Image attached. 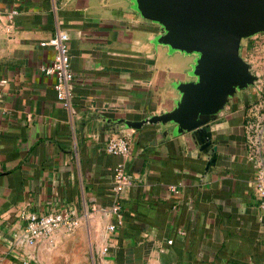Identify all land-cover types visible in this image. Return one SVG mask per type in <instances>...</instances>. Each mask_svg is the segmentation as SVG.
I'll use <instances>...</instances> for the list:
<instances>
[{
	"label": "crops",
	"instance_id": "1",
	"mask_svg": "<svg viewBox=\"0 0 264 264\" xmlns=\"http://www.w3.org/2000/svg\"><path fill=\"white\" fill-rule=\"evenodd\" d=\"M60 29L72 107L41 68L55 56L41 41ZM161 31L138 0H0V264H41L44 247L65 244L92 250L95 264H264V37L242 39L259 77L214 113L207 169L211 154L173 122L132 125L172 109L197 62ZM114 135L129 139L127 158L105 150ZM121 160L131 180L111 231ZM63 208L74 228L25 241L21 209Z\"/></svg>",
	"mask_w": 264,
	"mask_h": 264
},
{
	"label": "water",
	"instance_id": "2",
	"mask_svg": "<svg viewBox=\"0 0 264 264\" xmlns=\"http://www.w3.org/2000/svg\"><path fill=\"white\" fill-rule=\"evenodd\" d=\"M142 15L158 22L160 40L198 54L188 78L177 84L169 111L132 122H173L172 131L187 132L200 149H215V112L238 89L259 77L241 55L243 38L264 31V0H138ZM207 33L208 37H200ZM207 169L216 162L210 153Z\"/></svg>",
	"mask_w": 264,
	"mask_h": 264
},
{
	"label": "built area",
	"instance_id": "3",
	"mask_svg": "<svg viewBox=\"0 0 264 264\" xmlns=\"http://www.w3.org/2000/svg\"><path fill=\"white\" fill-rule=\"evenodd\" d=\"M16 11L14 10V12ZM69 39L68 30L60 29L51 38L41 41V45H52L55 49L54 58L50 62L44 63L41 68L47 75L55 77V88L61 102L68 107H72V97L74 96L72 81L75 72L72 68ZM105 150L127 158L130 154V141L124 135L111 136L106 142ZM130 180V175L125 171L124 161H119L114 170V202L111 211L116 218L108 224V229L111 231H115L123 221V190ZM173 189L177 190L174 186ZM73 213L69 208L55 209L46 213L21 209L19 215L26 222L22 234L25 241L33 244L40 236L50 234L62 225L68 229L74 228L78 224V219L74 217ZM172 241V239L169 240V242ZM29 263V259H23V264Z\"/></svg>",
	"mask_w": 264,
	"mask_h": 264
},
{
	"label": "rangeland",
	"instance_id": "4",
	"mask_svg": "<svg viewBox=\"0 0 264 264\" xmlns=\"http://www.w3.org/2000/svg\"><path fill=\"white\" fill-rule=\"evenodd\" d=\"M200 37H208V35L204 33ZM256 37H264V33L260 32ZM65 245V247H44L41 264H73L72 259L74 258L78 259L79 264H95L92 250L80 251L68 244Z\"/></svg>",
	"mask_w": 264,
	"mask_h": 264
}]
</instances>
